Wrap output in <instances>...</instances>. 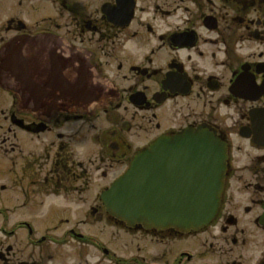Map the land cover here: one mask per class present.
<instances>
[{
	"label": "flooded vegetation",
	"instance_id": "obj_1",
	"mask_svg": "<svg viewBox=\"0 0 264 264\" xmlns=\"http://www.w3.org/2000/svg\"><path fill=\"white\" fill-rule=\"evenodd\" d=\"M187 131L226 156L210 224L111 216L136 155ZM104 217L126 254L87 234ZM0 264H264V0H0Z\"/></svg>",
	"mask_w": 264,
	"mask_h": 264
},
{
	"label": "water",
	"instance_id": "obj_2",
	"mask_svg": "<svg viewBox=\"0 0 264 264\" xmlns=\"http://www.w3.org/2000/svg\"><path fill=\"white\" fill-rule=\"evenodd\" d=\"M225 159L223 148L193 132L162 138L135 157L102 200L110 214L130 226L197 231L217 213ZM175 164L181 172L165 180L162 170Z\"/></svg>",
	"mask_w": 264,
	"mask_h": 264
},
{
	"label": "rangeland",
	"instance_id": "obj_3",
	"mask_svg": "<svg viewBox=\"0 0 264 264\" xmlns=\"http://www.w3.org/2000/svg\"><path fill=\"white\" fill-rule=\"evenodd\" d=\"M9 3V2H8ZM44 7L42 6V2H37L32 6V9L36 6L40 7V12H33L31 11V8L29 4L23 8L22 16L23 18L29 19V21H36L37 18H39L42 14L41 13H46L47 12V3H43ZM49 12H53L52 8L49 9ZM52 227V226H51ZM86 232L89 236L96 237L102 241L103 246H106L109 250H116L118 251L119 254H126V250L124 246L129 243V240L131 236L129 235V232L127 228H123L122 226H114L109 221H106L104 217L103 225L101 228H92V229H86ZM99 236V237H98ZM203 241V237H197V239H188L183 241V246H188L184 247V249L187 248H192L189 249V251L199 255H205L206 253L204 252V249L202 248V245L200 242ZM189 243V244H188ZM142 249L148 250L151 253H158L160 249V244L154 243V242H147V243H142ZM195 245L197 247H195ZM148 246V249H147ZM190 246V247H189ZM195 249V250H194ZM154 250V252H153Z\"/></svg>",
	"mask_w": 264,
	"mask_h": 264
}]
</instances>
